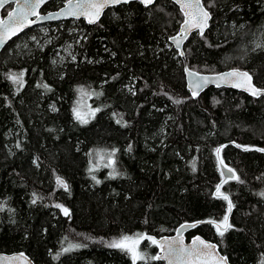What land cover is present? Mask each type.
Returning <instances> with one entry per match:
<instances>
[{"label":"trees","instance_id":"trees-1","mask_svg":"<svg viewBox=\"0 0 264 264\" xmlns=\"http://www.w3.org/2000/svg\"><path fill=\"white\" fill-rule=\"evenodd\" d=\"M203 3L209 27L187 38L184 58L168 41L181 21L170 0L119 4L94 24L32 26L4 45L0 252L23 251L34 264H162L148 239L135 262L109 244L196 222L186 239L213 240L231 264H264V95L214 86L191 95L183 72L241 68L264 88V0ZM99 151H114L113 166L96 170ZM220 159L239 180L223 183Z\"/></svg>","mask_w":264,"mask_h":264},{"label":"water","instance_id":"water-1","mask_svg":"<svg viewBox=\"0 0 264 264\" xmlns=\"http://www.w3.org/2000/svg\"><path fill=\"white\" fill-rule=\"evenodd\" d=\"M47 1H49V0H43V3H40L39 7H37L35 9V11L38 13L39 8L44 3H46ZM130 1H134V0H127V2H130ZM139 1L142 2V0H139ZM172 1L175 5H177L178 9L182 13V19H181L176 31L168 37V41L171 43L173 48L177 51L180 58H184L183 48H184V45H185L187 38L193 33L201 34L199 29H197V28H191L188 30H183V29H186V26L184 23L185 20L191 19V17H186L184 13H185V11H191L195 14L198 10H196L194 8L193 9L182 8L181 3L183 2V0H181V2H178V0H172ZM77 2H78V0H71V5H69V0H66V2L64 3V5L62 7H60L57 10H53L52 12L41 13L38 15L29 14L28 20L34 21V22L33 23H27V21H25V26L20 31H17L14 35L9 33L7 38L2 39V42H0V50L4 47V45L11 38L18 35L22 30L26 29L27 27H29L32 24L61 21V20H65V19H76V20L81 19L86 24H94L101 18L102 14L104 12V9L107 7L106 6L101 11L99 19H97L94 23H90L89 17L86 15H82V14L69 15V14H67L70 10H75V11L79 12V10L75 9V5L77 4ZM79 2H82V0H79ZM193 2H194V0H193ZM31 3H33V4L36 3V0H31ZM200 3L204 7V9L209 13V19L207 20V26L203 30V33H204L205 30L209 27V21L211 19V12L208 8L205 7L203 0H200ZM143 4H145V3H143ZM7 6H10V7L7 11L4 12V9ZM22 6H24V0H18V2H17V0H8V3L5 4L3 8H0V21L4 22L3 25H0V34L4 33L6 28L14 27V19L10 18L8 16V13L9 12H16L17 14H20ZM23 11L27 12L28 8L26 6H24ZM31 17H33V18L31 19ZM198 18L199 17H197V19ZM173 37H175L176 40H173L172 39ZM234 70H238L239 72H246L252 78V75L247 70L241 69V68H227V69L219 70V71L214 73V72H198V71L191 69L186 64H184V66H183V72H184L186 87H187V89L191 95H193V91L197 92V95H198L202 90H204L205 88L210 87V86L232 88V89H235L237 91L245 92V93L252 95L251 92L247 90L246 84H242V86H240V87L235 86L236 84L241 83L240 78L229 77L227 79H220V77L223 74L230 73ZM192 73H196L197 75H193ZM203 77L208 78L207 82H202ZM251 83L256 88H260L254 84L253 78L251 80ZM197 84H200V86L196 87ZM260 89H264V88H260ZM261 95H264V94H261ZM261 95H258V96H261ZM258 96H254V97H258ZM220 169H221L224 181L229 179L230 175H235L234 171L230 167H228L227 165L222 163L221 160H220ZM229 169L232 170L231 173L228 171ZM57 178H56V181H57ZM59 178L62 179L61 177H59ZM64 183H65V181H64ZM227 216L229 218V213L227 214ZM199 222H201V221H199ZM195 223L196 222H184V223L180 224L178 227H176V229L173 233L163 234V235L155 238V240L157 241V243H156L157 244L156 256L159 255L161 257H166L168 254L169 242L172 241L173 238H175L178 244L182 241V246L184 248L196 247V248L202 250L203 252L209 253L210 255H209V259L207 260V262H205L204 260L197 261V260H195L194 257L191 260H189V259L177 260L175 258L159 259L162 261V264H169L170 259L172 260V264H219V261H218L219 257L225 258V264H231L228 257L219 250L216 242H214L213 240L204 238L203 236H201L199 234L192 235L190 238L186 239L185 232L187 230H189L192 227V225H194ZM182 225L184 227H181ZM227 225H228V220H227ZM223 228L221 227V230ZM196 238H199V240L204 241L205 244L213 245L214 249H204L203 245H200L198 241L194 245V241L196 240ZM0 264H34V262L31 259V257L23 251H12V252H0Z\"/></svg>","mask_w":264,"mask_h":264},{"label":"snow or ice","instance_id":"snow-or-ice-1","mask_svg":"<svg viewBox=\"0 0 264 264\" xmlns=\"http://www.w3.org/2000/svg\"><path fill=\"white\" fill-rule=\"evenodd\" d=\"M18 2V0H17ZM127 3V0H82V2H77V4L75 5V9L79 10V12L75 11V10H70L67 14L69 15H77V14H82V15H86L89 17V22L90 23H94L97 19H99L100 13L101 11L108 5H114V4H119V3ZM143 3L145 4H151L153 3V0H142ZM178 2H181V0H178ZM8 3V0H0V8H3L5 4ZM43 3V0H36V3H31V0H24V6H26L28 8L27 12L23 11V7L21 9V13L17 14L16 12H9L8 16L10 18L14 19V27H8L5 29V32L0 34V42H2V39H6L8 34L11 33L12 35H14L17 31H20L24 26H25V21H27V23H33L34 21H29L28 20V15H38V13L35 11V9L37 7H39V4ZM69 5H71V0H69ZM181 7L184 9H196L198 10L195 14L191 11H185V16L186 17H191V19H186L185 20V26L186 29L183 30H188L191 28H197L199 29L200 33L203 34V30L204 28L207 26V20L209 19V13L204 9V7L201 5L200 0H183V2L181 3ZM197 17H199L197 19ZM4 22L0 21V25H3ZM173 40H176L175 37L172 38ZM178 42V41H177ZM193 75H197L196 73H192ZM22 75V74H21ZM229 77H238L241 79V83L236 84L235 86L240 87L242 86V84H246L247 85V90L251 92V94L253 96H258L261 94H264V89H260V88H256L252 83H251V76H249L248 73L246 72H239L238 70H234L230 73H225L223 74L220 79H227ZM14 82H19V77L16 75H13L11 77ZM208 78L207 77H203L202 78V82H207ZM200 84H197L196 87H199ZM46 87V86H45ZM193 95H197V92L193 91ZM177 103H180V101H176ZM74 114H75V118L77 120H80L82 123H87V120L83 118V116H81L80 112L76 109H73ZM95 111H99V109H96L93 111V115L95 114ZM239 147V145H237ZM259 151H264V149H257ZM115 151V150H114ZM114 151L113 153L109 154V160L110 163L106 166L111 167L114 164V161H111V156L114 155ZM221 149H216L217 155H219ZM93 169H89V171H92ZM230 173L232 172L231 169L228 170ZM115 168H113V173H110V175H115ZM93 179H95V177H93ZM229 179H236L239 180L238 176L235 175H230ZM58 183L63 186L64 188H67V184L64 183V181L62 179H60L59 177L57 178ZM227 181H223V183H226ZM97 183H99V181H97ZM221 189V185H217L216 188V194L220 197H222L225 200H229L228 196L225 195L224 193H222L220 191ZM261 195H264V193H261ZM33 203H35V200H33ZM56 207L61 208L62 211L64 212L65 215H69V210L67 208H64L63 205H56ZM232 208V203L229 200L228 202V210L231 211ZM227 220H228V216L225 215L224 220H223V224L225 225L223 231H226L228 227H231V225H227ZM212 223H215L214 221ZM193 227L195 225H192ZM181 227H184L183 225ZM217 230L220 232L221 235H223V231H221V225L217 224L216 225ZM143 239H148L150 240L153 244H156L157 241L150 236H145L143 234H140L138 237L133 238L130 236H122L120 239L118 240H113L110 244L109 247H113V248H121L123 250H126L128 252L132 253V259L135 262L136 260H142L144 259V256L141 255L138 251H137V247L140 243L141 240ZM197 241L199 242L200 245H203L204 249H214L213 245L210 244H205L204 241L199 240V238H196V240L194 241V245L197 243ZM72 247H76V245H70L69 248H65L64 251L67 252L69 250H71ZM209 253L207 252H203L202 250L193 247V248H184L182 246V241L178 244L176 239L173 238L172 241L169 242V246H168V254L166 257H161L159 255L152 257V259L154 260H159V259H169V258H175L177 260H183V259H189L191 260L193 257L195 258V260L199 261V260H204L205 262H207V260L209 259ZM219 264H225V258L223 257H219L218 258ZM169 264H172V260H169Z\"/></svg>","mask_w":264,"mask_h":264},{"label":"rangeland","instance_id":"rangeland-1","mask_svg":"<svg viewBox=\"0 0 264 264\" xmlns=\"http://www.w3.org/2000/svg\"><path fill=\"white\" fill-rule=\"evenodd\" d=\"M42 25H44V24H42ZM42 25L40 26V25H38V26H36V28H35V30H34V32L35 31H40V30H42V29H40L41 27H42ZM40 26V27H39ZM29 38H30V36H29ZM30 40H34V38L33 37H31L30 38ZM34 43H36V41H34ZM59 48H60V46H59ZM68 54V48H67V52H66V54L61 58V59H63V58H65L66 57V55ZM184 66V65H183ZM191 69H193V68H191ZM193 70H195V71H198V72H201V71H199V70H197V69H193ZM215 73V72H214ZM90 103V102H89ZM94 105H96V103H94ZM159 135H161V134H159ZM111 159H113V157L111 156ZM95 163V168H96V170L100 167V166H98L99 164H101V163H105L106 165H108L109 163H110V160H109V155H104V154H102L101 155V152L99 151L98 152V154H97V157H95V161H94ZM94 168V167H93ZM92 168V169H93ZM100 170H102V171H106L104 168H101ZM99 170V171H100ZM55 205H62V204H60V203H55ZM63 207L64 208H67L66 206H64L63 205ZM60 210L62 211V209L60 208ZM223 220H224V218H223ZM223 220H221L220 222H219V224L221 225V227L223 228L225 225L222 223L223 222ZM125 236H128V235H125ZM111 240V239H110ZM149 243H151V241L149 240V242L147 243V245L145 246V247H148L149 246ZM137 251L141 254V255H145L146 256V251H144V250H140L139 249V247H137ZM157 252V251H156ZM129 254H130V256L132 257V253L131 252H129ZM157 254V253H156Z\"/></svg>","mask_w":264,"mask_h":264},{"label":"flooded vegetation","instance_id":"flooded-vegetation-1","mask_svg":"<svg viewBox=\"0 0 264 264\" xmlns=\"http://www.w3.org/2000/svg\"><path fill=\"white\" fill-rule=\"evenodd\" d=\"M56 0H49V1H47L46 3H44L40 8H39V11H38V14H41V13H47V12H52L53 10H57V9H59L60 7H62L63 5H64V3L66 2V0H64V1H62V5H60V6H58L56 9H53V8H49V7H47L50 3H54ZM135 2H138V3H140L142 6H150V5H152L154 2H155V0L153 1V3H151V4H143L141 1H139V0H134ZM171 1V3H173V1L172 0H170ZM130 2H133V1H130ZM127 3H129V2H127ZM127 3H119V4H127ZM119 4H114V5H109V6H107L105 9H104V12L105 11H107V10H109V9H113L115 6H117V5H119ZM174 4V3H173ZM175 5V4H174ZM176 7H177V5H175ZM9 7L10 6H7L5 9H4V11H7L8 9H9ZM47 7V8H46ZM178 8V7H177ZM179 10V9H178ZM180 11V10H179ZM181 13V12H180ZM33 17H31V19H32ZM181 19H182V13H181ZM54 22H56V21H54ZM47 23H49V22H47ZM38 26V25H37ZM31 27V25L29 26V27H27V28H30Z\"/></svg>","mask_w":264,"mask_h":264},{"label":"bare ground","instance_id":"bare-ground-1","mask_svg":"<svg viewBox=\"0 0 264 264\" xmlns=\"http://www.w3.org/2000/svg\"><path fill=\"white\" fill-rule=\"evenodd\" d=\"M200 94V93H199Z\"/></svg>","mask_w":264,"mask_h":264}]
</instances>
